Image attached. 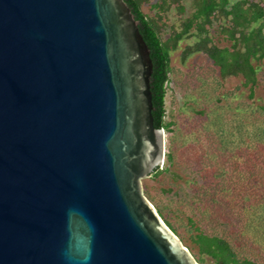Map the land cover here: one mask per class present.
I'll return each mask as SVG.
<instances>
[{"label":"water","instance_id":"water-1","mask_svg":"<svg viewBox=\"0 0 264 264\" xmlns=\"http://www.w3.org/2000/svg\"><path fill=\"white\" fill-rule=\"evenodd\" d=\"M125 0H0V264H199L144 194L165 163Z\"/></svg>","mask_w":264,"mask_h":264},{"label":"rangeland","instance_id":"rangeland-1","mask_svg":"<svg viewBox=\"0 0 264 264\" xmlns=\"http://www.w3.org/2000/svg\"><path fill=\"white\" fill-rule=\"evenodd\" d=\"M182 3L186 7L183 16L175 7L167 14L164 39L181 24V18L191 14L192 0ZM142 9L150 16L156 13L149 5ZM218 29L217 23L211 29L216 43L219 47L229 46ZM193 40L185 38L170 53L165 97L169 130L165 138L166 156L173 152V162L169 164L165 157L161 173H153L143 181L144 194L154 207L158 205L163 210L186 240L200 232L223 237L239 257L264 264V207L257 217L252 212L259 201L244 210L240 206L232 209L233 205L220 199L205 200L200 184L205 185L206 180L198 174L197 168L199 173L202 170L195 162L203 152L217 162L232 164L227 166L229 172L236 168V178L239 173L247 179L251 172L260 177L264 169V82L259 77L251 96L241 77L221 78L218 68L204 55L194 54L183 61L181 53ZM258 65L260 71L264 70V63ZM172 173H178L180 178ZM257 196L264 203V189L257 191ZM192 255L196 260L199 257L197 251ZM205 259L207 264H213Z\"/></svg>","mask_w":264,"mask_h":264},{"label":"trees","instance_id":"trees-1","mask_svg":"<svg viewBox=\"0 0 264 264\" xmlns=\"http://www.w3.org/2000/svg\"><path fill=\"white\" fill-rule=\"evenodd\" d=\"M125 1L140 22V32L151 51L153 62L151 92L154 108L152 115L156 128L169 130V124L165 122V97L171 71L170 53L177 50L179 43L185 38L194 40L182 51L183 61L194 54L204 55L218 68L221 78L241 77L244 84L249 87L251 96L258 86L259 77L264 82V70L260 71L258 65L264 63V0H192L191 14L181 18V24L174 26L166 39L162 37V31L165 28L167 14L175 7L178 15L183 16L186 12L183 0ZM144 5H149L155 10V15L145 14L142 9ZM216 23L219 33L229 46L219 47L213 38L211 29ZM200 153L202 158L195 162L202 170L199 173L197 168L198 174L207 182L205 185L200 184L205 200L220 199L226 205H233L232 209L240 206L244 210H248L254 206L253 203L259 201L252 212V216L258 217L260 209L264 207V203H260L263 200L257 199V191L264 189V169L261 170L260 177L257 172H251L247 179L241 177L239 173L236 178L234 177L236 168L229 172L232 164L223 160L217 162L214 156ZM172 154L173 152H169L166 156L169 164L173 162ZM222 167L223 169H220ZM161 171L158 168L154 174H160ZM172 175L180 178L178 173ZM155 208L185 247L191 253L197 251L199 264H207L205 257L213 264H257L239 257L223 237L200 232L186 240L183 233L165 217L163 210L158 205H155Z\"/></svg>","mask_w":264,"mask_h":264}]
</instances>
